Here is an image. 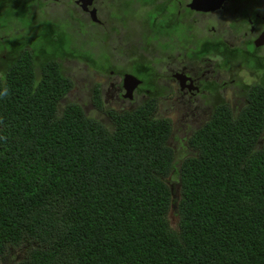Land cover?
<instances>
[{
    "label": "trees",
    "instance_id": "1",
    "mask_svg": "<svg viewBox=\"0 0 264 264\" xmlns=\"http://www.w3.org/2000/svg\"><path fill=\"white\" fill-rule=\"evenodd\" d=\"M44 46L0 55V264H264V91L181 157L147 105L109 126L60 104L73 82Z\"/></svg>",
    "mask_w": 264,
    "mask_h": 264
},
{
    "label": "flooded vegetation",
    "instance_id": "2",
    "mask_svg": "<svg viewBox=\"0 0 264 264\" xmlns=\"http://www.w3.org/2000/svg\"><path fill=\"white\" fill-rule=\"evenodd\" d=\"M192 1L4 0L0 53L10 62L15 49L25 50L39 62L49 41L55 50L48 55L73 82L60 104L75 102L67 97L75 96L77 78L65 65L76 61L109 80L106 88L96 82L91 99L105 120L110 110L147 105L155 118L169 120L171 135L184 120L196 124L193 133L216 116L239 119L251 109L250 93L264 91V0H212L208 10ZM97 88L104 107L94 100Z\"/></svg>",
    "mask_w": 264,
    "mask_h": 264
},
{
    "label": "rangeland",
    "instance_id": "3",
    "mask_svg": "<svg viewBox=\"0 0 264 264\" xmlns=\"http://www.w3.org/2000/svg\"><path fill=\"white\" fill-rule=\"evenodd\" d=\"M3 1L4 0H0V22L1 23H5L7 21V15H8L7 13L5 14L3 10L1 9L2 7L1 4L3 3ZM7 12H10V10ZM38 16L42 17V13H39V14L37 13L35 17H38ZM4 32L5 30L3 29L0 30V34H4ZM4 43L5 41L0 43L1 51L5 50ZM80 51H81V48H80ZM0 55H2V53H0ZM65 67L69 69L73 77L77 78V81L75 83V88L72 91V93H75V96L73 94H70L67 97L69 98L68 101H75L81 104L85 108V112L89 116L98 118L102 120L104 123H106L107 125L111 126V123H112L111 120H105V115L101 114V112H99L98 109H95V106L91 104L93 86L96 85V82L100 81L101 83L103 82V86L105 88L108 87L109 80L107 79V77H99L98 75L94 73L93 69L88 67V65H85V63H76V61H72V62L66 63ZM37 73H39V69H37ZM76 93L79 96L85 97V100L79 99ZM89 104L91 105L90 108H89ZM102 105H103V100H102ZM104 106L105 105H103L102 107ZM177 125H178V131L176 132V134L173 135L172 145L174 144L176 149L182 151L181 157H184L186 156L184 153L188 154V151L194 153L195 151L194 147L188 146L187 139H188L189 134L192 133V129H193L192 125H196V124H193L191 120L189 121L184 120V122L182 121ZM169 181L172 184H174L175 188L177 186V189H178L179 187L178 186V181H179L178 176L173 174ZM169 216H170L171 222L175 224L177 222V217L174 215V212L172 210L170 211ZM7 257H9V255ZM5 264H10V260L8 258L6 259Z\"/></svg>",
    "mask_w": 264,
    "mask_h": 264
},
{
    "label": "water",
    "instance_id": "4",
    "mask_svg": "<svg viewBox=\"0 0 264 264\" xmlns=\"http://www.w3.org/2000/svg\"><path fill=\"white\" fill-rule=\"evenodd\" d=\"M190 5H191V7H196V8H199V9H203V10H208L209 9V7H211V5H212V0H193L191 3H190ZM134 76H132V75H126V81L127 80H131V78H133ZM134 79H135V77H134ZM136 80V79H135ZM129 84V86H130V84L131 83H128ZM136 84H137V82H136ZM131 87V86H130ZM129 90H131V88H129ZM127 95H129L130 96V92H129V94H127ZM173 196H175V194L173 195ZM173 208L176 210V208H177V205H176V203L175 204H173Z\"/></svg>",
    "mask_w": 264,
    "mask_h": 264
}]
</instances>
